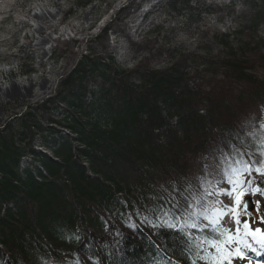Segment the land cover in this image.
<instances>
[{
  "label": "rangeland",
  "instance_id": "1",
  "mask_svg": "<svg viewBox=\"0 0 264 264\" xmlns=\"http://www.w3.org/2000/svg\"><path fill=\"white\" fill-rule=\"evenodd\" d=\"M228 61L246 62L244 72L264 83V0H0V132L17 131L21 116L57 99L59 92V98L81 96L102 108L105 99L113 97L119 78L141 66L143 70L128 79L131 84L140 85L151 71L165 73L171 79L181 78L182 90L205 98L227 79L230 84L220 98L229 122L215 116L226 126L205 123L202 130L195 124L201 135L190 136L188 147L177 155L175 137L170 135L175 131L176 138H181L177 115L160 102L152 122L159 118L164 122L149 128L152 136L143 144L154 151V157L143 159L124 152L116 165L122 172L119 180L135 186L132 194L144 190L151 196L143 210L132 203L136 196L123 194L127 207L140 212L131 216L122 208L119 216L126 224L138 218L140 226L208 231L222 241L224 232L235 235V229L243 226L230 214L233 196L225 194L233 188L228 183L229 177L236 178L233 169L240 170V179L252 182L241 185V191L257 187V181L264 183V176L256 172L264 164V128L260 127L264 93L260 100L248 97L246 104L238 103L251 86L229 72ZM75 70L71 87H64L63 81ZM197 111L209 115L206 100L201 99ZM51 115L59 118V113ZM33 148L52 158L38 142ZM32 164L30 158H22L23 168L30 169ZM244 164L249 172L243 171ZM246 198L252 204V216L242 215L240 220L251 223L257 219L255 201H260L264 215V196L247 194ZM213 210L225 213L216 224L210 222ZM234 246L235 242L225 245L229 251ZM242 251L246 259L234 258L232 264H259L251 249ZM217 256L212 243H202L190 264H212ZM5 260L3 255L0 264ZM55 262L37 259L33 264H60Z\"/></svg>",
  "mask_w": 264,
  "mask_h": 264
},
{
  "label": "trees",
  "instance_id": "2",
  "mask_svg": "<svg viewBox=\"0 0 264 264\" xmlns=\"http://www.w3.org/2000/svg\"><path fill=\"white\" fill-rule=\"evenodd\" d=\"M227 65L234 77L251 86L238 103L246 104L248 97L260 100L264 83L244 72L248 64L228 61ZM140 70L142 66L120 77L113 97L105 99L102 108L81 96L59 98V92L57 99L21 116L17 131L0 132V260L6 255L4 264H33L37 259L60 264H190L202 243L218 241L208 231L140 226L138 218L129 225L119 216L125 208L131 216L140 213L127 207L123 194L136 196L132 203L143 210L151 197L144 190L132 194L135 186L119 180L122 172L116 165L124 152L143 159L154 157V151L144 149L143 144L152 136L149 128L164 122L160 118L152 122L160 102L177 115L181 138L170 132L177 155L188 147L190 136L202 133L197 131L205 123L228 124L215 119L217 115L227 120L226 112L222 113L227 107L220 98L230 84L227 79L205 98L182 90V79H171L165 73L151 71L140 85L131 84L128 79ZM75 72L63 81L64 87H71ZM201 99L208 105L207 117L197 111ZM58 113V119L51 115ZM35 142L52 158L35 150ZM24 157L33 162L30 169L23 168ZM257 184L264 188L261 181ZM154 207L160 209L161 205Z\"/></svg>",
  "mask_w": 264,
  "mask_h": 264
},
{
  "label": "snow or ice",
  "instance_id": "3",
  "mask_svg": "<svg viewBox=\"0 0 264 264\" xmlns=\"http://www.w3.org/2000/svg\"><path fill=\"white\" fill-rule=\"evenodd\" d=\"M261 128H264V123L260 125ZM239 171L238 169H233V173L236 174V178L233 179L232 177H229L228 183L233 185V188L230 192L225 193L226 195L233 196V203L230 207V214L233 217L235 223L237 225H241L242 228L237 227L235 229V235L224 232L222 235H224L226 238L222 241H212L213 247H215L217 251V258H215L212 261V264H224L225 261H227V264H232V260L235 259H246L244 252L242 251V248H248L252 251H255V248H253V243L256 245H259L261 248H264V227H253V224L259 223L261 225H264V215L260 214V201L254 202V207L256 211L257 219L252 220L251 223L249 220H244L243 222L240 220V216H248L251 217L252 213L249 212L247 202L244 200V196L247 194H260L264 195V188H260L259 186L251 189H245L243 191L240 190L241 185H244L247 183L248 185H251V180L244 181L239 178ZM243 171L249 172L250 168L249 165L244 164L243 165ZM256 172L259 173L261 176H264V164L261 165V167L256 169ZM214 214L210 219V222L213 224L218 223L219 218L223 217L225 214L223 210H213ZM205 218L209 219V217L205 214ZM195 227V225H192ZM251 238V243L249 242L248 238ZM235 242V246L232 251H229L225 245H233ZM201 259H206V257H201ZM195 264V262H193Z\"/></svg>",
  "mask_w": 264,
  "mask_h": 264
},
{
  "label": "bare ground",
  "instance_id": "4",
  "mask_svg": "<svg viewBox=\"0 0 264 264\" xmlns=\"http://www.w3.org/2000/svg\"><path fill=\"white\" fill-rule=\"evenodd\" d=\"M24 52L26 51V50H23ZM16 62V61H15ZM6 88H8V87H6ZM5 88V89H6ZM6 91H9L10 93H13V89H8V90H6ZM12 97V96H11ZM254 247L253 248H255V251H252L251 250V252L254 254L253 256L255 257V255H257V254H259L260 256H263L264 255V249L263 248H261L259 245H256V244H254L253 245ZM257 253V254H256Z\"/></svg>",
  "mask_w": 264,
  "mask_h": 264
},
{
  "label": "water",
  "instance_id": "5",
  "mask_svg": "<svg viewBox=\"0 0 264 264\" xmlns=\"http://www.w3.org/2000/svg\"><path fill=\"white\" fill-rule=\"evenodd\" d=\"M245 201L247 202L248 210L252 209V204L250 203V201L248 199Z\"/></svg>",
  "mask_w": 264,
  "mask_h": 264
}]
</instances>
